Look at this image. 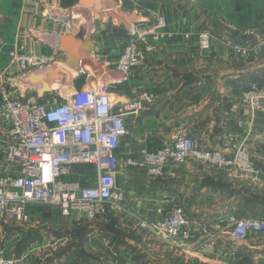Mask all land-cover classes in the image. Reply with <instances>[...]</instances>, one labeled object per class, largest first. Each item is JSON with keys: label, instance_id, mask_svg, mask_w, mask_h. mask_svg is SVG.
Listing matches in <instances>:
<instances>
[{"label": "crops", "instance_id": "crops-1", "mask_svg": "<svg viewBox=\"0 0 264 264\" xmlns=\"http://www.w3.org/2000/svg\"><path fill=\"white\" fill-rule=\"evenodd\" d=\"M154 14L165 17V30L171 36L146 50L143 65L129 81L113 86V95L120 100L142 91L157 95L155 105L138 116H128V134L118 148L120 161L128 155L138 157L139 148L161 147L179 128L192 135L198 147L225 151L245 147L259 170L258 179H234L191 158L168 166L162 176L153 179L145 166L125 165L117 179L125 201L107 221L114 222L117 231L126 230V235L114 230L106 235L105 227L90 221L83 211L64 216L56 206L29 203L28 223L0 224V247L8 256H19V264H37L32 254L40 238L71 227L80 230L74 237L77 244L61 256L60 264H144L134 254L152 242L129 235L140 230L137 220L159 221L177 207L185 210L194 234L179 244L150 237L153 244L157 240L162 254L180 255L186 250L220 264H232L233 256L237 264H264V232L251 234L243 243L223 233L236 220L264 219V111H252L241 99L249 82L264 84V0H0L3 59L8 61L10 51L19 44L26 53L51 60L50 66L30 72L29 77L53 66L57 70L61 64L59 80L73 87H83L84 74L92 68L96 73L90 76L93 82L113 80L118 75L107 72L105 64H118L130 40L128 28ZM249 28L259 34L256 47L247 56L236 55L225 38L252 40L244 34ZM201 30L213 35L209 52L200 49ZM55 43L58 56H53ZM68 70L76 71V76L71 77ZM19 71L20 65L12 63L10 72L18 75ZM19 172L20 167L6 161L0 149V178ZM97 177L94 165L81 163L74 164L64 180L89 185ZM200 223L209 224L213 233L200 231ZM79 240L84 244H78ZM248 255L252 257L242 261Z\"/></svg>", "mask_w": 264, "mask_h": 264}, {"label": "built area", "instance_id": "built-area-1", "mask_svg": "<svg viewBox=\"0 0 264 264\" xmlns=\"http://www.w3.org/2000/svg\"><path fill=\"white\" fill-rule=\"evenodd\" d=\"M166 26L165 17L154 14L128 28L130 40L121 52L118 64L113 66L108 62L104 67L107 72L117 74V78L93 82L91 74H87L81 88L71 85L69 90L54 87L42 94L36 86L30 83L22 86L20 82L30 79V72L50 66V58L26 53L21 45L15 44L9 60L4 61L0 44V118L3 129L0 149L6 161L20 167L17 175L0 178V224L28 223L29 203L56 206L64 216L79 210L85 212L92 222L105 220L125 201V192L117 185L118 174L125 165H143L153 179L162 176L168 166L182 164L191 158L224 171L234 179L256 182L259 170L245 147L233 151L198 147L192 135L180 131L161 147L154 150L139 148L138 157L128 155L120 161L118 148L121 138L128 134V116H138L147 107L155 105L157 95L142 91L132 98L120 100L114 97L113 86L129 81L134 70L143 65L146 50L171 36L165 30ZM244 34L253 39L235 41L225 38L236 55L247 56L256 47L257 30L249 28ZM212 36L209 30L199 32L202 51L211 50ZM59 53V45L55 43L53 56ZM12 63L20 65L18 75L10 72ZM241 99L252 111H264V84L249 82L244 86ZM81 163L97 168L95 183L81 185L64 180L72 166ZM137 224L147 236L174 244L185 242L194 234L181 207L162 220L139 218ZM199 230L213 233L207 223H200ZM261 232H264V219L253 217L236 220L223 231L239 243L245 242L251 234ZM45 246L43 243L36 249L38 256ZM19 263V256H8L0 247V264Z\"/></svg>", "mask_w": 264, "mask_h": 264}, {"label": "rangeland", "instance_id": "rangeland-1", "mask_svg": "<svg viewBox=\"0 0 264 264\" xmlns=\"http://www.w3.org/2000/svg\"><path fill=\"white\" fill-rule=\"evenodd\" d=\"M89 74H91V75L96 74L93 68L91 69ZM84 75H82V76H84V78L87 79L88 75L87 74H84ZM84 78H82L81 80L84 81ZM189 83H192L191 79H189ZM0 121L2 122L1 118H0ZM173 131H174V133L179 132L180 129L178 128V129H175ZM35 205L37 207L39 206L38 204H35ZM40 208H42V207H40ZM96 223H100L101 226H105L107 228L109 226L112 229V230L109 229L111 232H113V230H114L115 234H118L117 229H116L117 227L111 225L110 223H112V221H107V218L105 220L96 221ZM78 232L80 233V230H77V228H75V227H71V228L64 229V233H61L59 231V232H55L56 234H47L46 236H43V238L45 237L43 242H42L43 238L41 237L40 238V240H41L40 245L45 243L46 246L44 247V251H43V253H41L40 257L35 256L36 253L32 254V257H34L33 263H37V264H42V263L43 264H50V263L60 264L62 262L61 256H63L64 253L67 252V249L68 248L70 249L71 246H76L77 241H76V238H74V237L76 236V234H78ZM129 235H131V236L133 235L132 237L135 238L134 240H141L142 238L143 239L146 238L152 242L151 245L146 246L145 249L140 248V252H137L136 254H134L137 256V258L140 257L139 259L141 261H143L144 264H220V263L210 262V261H207L205 259H201L200 257H196V256L192 255L193 253L188 252L186 250H184L180 255L172 254V253L171 254H162L160 251L157 250V247H156V242L158 239L155 240L154 241L155 244H153V239L150 238V236L147 237L145 232H142L138 229H134V232L132 230V232ZM49 240H50L51 244H50ZM54 242H56V243H54ZM78 244H84V241L82 242L81 240H79ZM145 250H149V251H145ZM183 255H187V256H183ZM251 257H252V255H248V256L244 257L242 261L247 262V260H249ZM161 260L163 262H161ZM237 262L238 261H236V257L233 256V263L232 264H237Z\"/></svg>", "mask_w": 264, "mask_h": 264}, {"label": "bare ground", "instance_id": "bare-ground-1", "mask_svg": "<svg viewBox=\"0 0 264 264\" xmlns=\"http://www.w3.org/2000/svg\"><path fill=\"white\" fill-rule=\"evenodd\" d=\"M99 8H102V5H100ZM57 66L59 68H63V66L61 64H58ZM54 67L55 66H53L52 69H49L48 71H44V72L40 73L39 75H32V77H30V79H27L25 81L20 82L21 85L25 86L26 83H30L31 86H36L37 91L40 94H42L46 89L54 88V87H62V88L64 87L65 89L67 88V90H69L68 87H70L69 86L70 84L62 82V80H59L61 78V73L59 72L60 69L57 67V70H55ZM87 69L90 70V67ZM68 73L71 77L76 76V71H74V70H68Z\"/></svg>", "mask_w": 264, "mask_h": 264}, {"label": "trees", "instance_id": "trees-1", "mask_svg": "<svg viewBox=\"0 0 264 264\" xmlns=\"http://www.w3.org/2000/svg\"><path fill=\"white\" fill-rule=\"evenodd\" d=\"M93 222H96V221H93ZM111 225H113V226H115L116 227V224L114 223V222H112V223H110ZM102 227H105V226H102ZM107 227H105V228H103L102 229V231H104L105 233H106V235H109V233H110V230L109 229H111L109 226H108V228L106 229ZM117 229V228H116ZM109 230V231H108ZM112 230V229H111ZM92 231V230H91ZM117 233H119V234H123V235H126V234H124V233H126V230H124V232H123V230H121V229H119L118 228V231H117ZM122 240H124V237H122ZM72 247V248H71ZM70 248L71 249H74L75 248V246H71ZM138 252V251H137ZM136 258H137V256H135ZM140 257H138L137 259L140 261V259H139ZM50 264H52V263H50Z\"/></svg>", "mask_w": 264, "mask_h": 264}]
</instances>
